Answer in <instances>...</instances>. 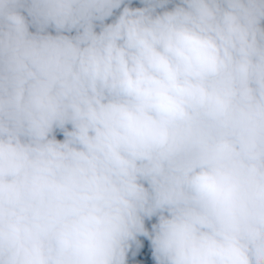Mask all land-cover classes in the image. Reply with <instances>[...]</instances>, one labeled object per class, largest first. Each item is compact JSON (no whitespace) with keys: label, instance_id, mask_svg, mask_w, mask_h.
Masks as SVG:
<instances>
[{"label":"clouds","instance_id":"obj_1","mask_svg":"<svg viewBox=\"0 0 264 264\" xmlns=\"http://www.w3.org/2000/svg\"><path fill=\"white\" fill-rule=\"evenodd\" d=\"M0 264H264V0H0Z\"/></svg>","mask_w":264,"mask_h":264},{"label":"trees","instance_id":"obj_2","mask_svg":"<svg viewBox=\"0 0 264 264\" xmlns=\"http://www.w3.org/2000/svg\"><path fill=\"white\" fill-rule=\"evenodd\" d=\"M154 222H155V218H153V220L150 221V222L146 221V224L150 227V224H151V223H154Z\"/></svg>","mask_w":264,"mask_h":264},{"label":"rangeland","instance_id":"obj_3","mask_svg":"<svg viewBox=\"0 0 264 264\" xmlns=\"http://www.w3.org/2000/svg\"><path fill=\"white\" fill-rule=\"evenodd\" d=\"M58 138H62V137L58 136Z\"/></svg>","mask_w":264,"mask_h":264}]
</instances>
